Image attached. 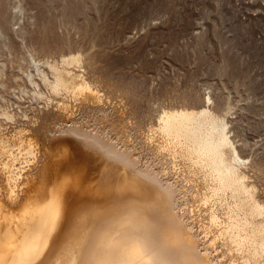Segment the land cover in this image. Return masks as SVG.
<instances>
[{"label": "bare ground", "instance_id": "6f19581e", "mask_svg": "<svg viewBox=\"0 0 264 264\" xmlns=\"http://www.w3.org/2000/svg\"><path fill=\"white\" fill-rule=\"evenodd\" d=\"M91 10L0 0V264H264V150L247 134L264 119L242 111L258 105L168 76L149 89Z\"/></svg>", "mask_w": 264, "mask_h": 264}, {"label": "rangeland", "instance_id": "374dc122", "mask_svg": "<svg viewBox=\"0 0 264 264\" xmlns=\"http://www.w3.org/2000/svg\"><path fill=\"white\" fill-rule=\"evenodd\" d=\"M244 1L252 5L241 4ZM257 1L260 5H256ZM98 4L100 12L91 10L90 14L111 33V51L121 57L122 67L146 78L149 86L145 85L149 89L153 86L156 90L165 76L169 80L171 77L180 79L183 85L193 80L191 84L203 88L206 83H214L223 95L233 92L237 100L241 95L248 96L239 104L254 102L258 109L253 113L242 110L243 113L253 119H264V0H98ZM52 9L35 5L33 12L44 15L59 12V8ZM249 13L257 15L256 20H250L253 34L244 32L239 20L240 17L248 18ZM79 17L84 20L85 16L80 14ZM149 22L153 25L144 38L146 29L143 27ZM202 31H207V35L200 43L198 34ZM228 58L242 67V77L235 66L224 76L218 73V68ZM205 91L208 90L205 88ZM24 106L30 108L31 102L27 100ZM34 106L41 107L37 103ZM260 130L247 129V134L251 143L261 144L264 150V126ZM262 189L264 191V187Z\"/></svg>", "mask_w": 264, "mask_h": 264}]
</instances>
